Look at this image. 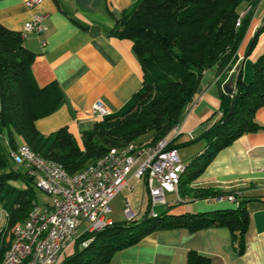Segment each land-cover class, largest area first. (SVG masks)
I'll return each mask as SVG.
<instances>
[{
	"label": "trees",
	"instance_id": "1",
	"mask_svg": "<svg viewBox=\"0 0 264 264\" xmlns=\"http://www.w3.org/2000/svg\"><path fill=\"white\" fill-rule=\"evenodd\" d=\"M260 0H139L116 18L112 32L133 41L143 68L142 86L121 114L97 119L82 133V143L66 126L41 131L39 117L57 110L65 101L58 81L40 84L33 73L36 53L20 30L0 21V202L6 222L0 229V263L14 232L37 204L34 175L12 158L20 144L46 159L60 163L76 174L88 164L112 152L157 144L179 126L195 100L206 70L215 69L218 81L237 79L235 93L221 88V117L202 134L204 148L185 162L179 193L213 198L235 193V206L201 212L146 211L141 217L113 220L100 230H87L75 241V250L65 253L59 264H109L114 254L145 233L170 225L191 229L209 224L226 225L243 250L249 224L247 198L236 190H214L191 185L217 151L247 131L257 129V109L264 105V52L253 63L249 81L242 69L231 73L238 49ZM260 30H264V25ZM257 41L252 39L249 51ZM239 65V64H238ZM238 78H237V74ZM174 146L173 141L170 142ZM16 163H13L10 161ZM207 258L190 252L187 264H206Z\"/></svg>",
	"mask_w": 264,
	"mask_h": 264
},
{
	"label": "crops",
	"instance_id": "2",
	"mask_svg": "<svg viewBox=\"0 0 264 264\" xmlns=\"http://www.w3.org/2000/svg\"><path fill=\"white\" fill-rule=\"evenodd\" d=\"M138 1L44 0L29 8L26 0H0V21L16 30L22 31L25 23L36 14H47L46 31L27 32L25 43L36 53L32 69L37 81L40 84L58 81L65 101L57 110L36 120L41 131L50 132L66 125L81 143L82 133L92 129L101 117L94 111V103L102 101L111 114H121L130 106L134 93L142 86L143 68L132 39L118 36L112 30L116 18ZM263 25L264 0H260L238 49L237 62L241 63L246 81L252 78L254 61L264 52V30H260ZM256 35L257 41L249 51ZM221 88L226 90L218 81L215 69L206 70L199 92L179 129L168 134L178 152L182 150L189 160L204 148L201 134L222 115ZM256 119L260 123L257 129L243 133L219 149L202 174L191 183L214 190H241L246 196L249 224L243 250L239 249L226 225L209 224L196 229L170 225L151 230L137 242L118 250L109 264H187L190 252L206 257V264H264V105L257 109ZM143 178L130 177L113 198L111 220L128 218L124 212L127 197L137 217L144 207V213L147 211L151 215V207L156 213H184L237 204L228 199L193 194L181 198L179 191L166 192L167 203L152 204L149 191L145 196L144 190L140 204L134 206L131 197L134 185L131 183ZM144 184L145 189V178ZM158 204L160 211L155 209ZM176 204H179L177 208L173 207ZM4 215L5 209L0 202V221Z\"/></svg>",
	"mask_w": 264,
	"mask_h": 264
},
{
	"label": "built area",
	"instance_id": "3",
	"mask_svg": "<svg viewBox=\"0 0 264 264\" xmlns=\"http://www.w3.org/2000/svg\"><path fill=\"white\" fill-rule=\"evenodd\" d=\"M42 1L44 0H26V5L34 8ZM46 18L47 14H36L25 23L22 35L25 36L30 31H46ZM238 64L236 62L233 65L231 73L237 70ZM93 108L99 116L111 114V110L102 101L94 103ZM171 141L172 138L168 137L160 144L140 146V152L133 158L114 156L109 165L93 166L85 174L71 173V177H60L56 169L46 168L21 144L13 149L11 154L14 161L25 165L36 177L37 182L42 184L43 190L50 195V200L45 206L37 203L36 217L47 215L48 208H55V217H59V225L55 227L53 234H49V241L45 243L44 249L41 253H36L35 264H59L68 246L82 233L102 229L111 223L112 200L132 176L146 179L152 204L167 203L166 192L177 193L176 174L183 164L178 149L170 145ZM236 192L242 194L241 190ZM215 198L238 203L235 193ZM179 199L178 197L177 200ZM124 212L128 219L137 216L128 197L125 199ZM150 213H156L152 207ZM36 217L24 227L18 240L17 251L14 256L9 257L8 264H19L24 261V246L33 245L34 239H29V230H34ZM51 219L48 218V223ZM80 226H83L81 231Z\"/></svg>",
	"mask_w": 264,
	"mask_h": 264
},
{
	"label": "bare ground",
	"instance_id": "4",
	"mask_svg": "<svg viewBox=\"0 0 264 264\" xmlns=\"http://www.w3.org/2000/svg\"><path fill=\"white\" fill-rule=\"evenodd\" d=\"M179 126L175 127L174 130H178ZM170 137L169 135L162 139L157 144L162 143L166 138ZM24 149L30 154L34 155L36 159L41 161V163L46 168H54L58 171L60 174V177H71V174H69L60 163H57L55 161H52L50 159L44 158L39 153L33 151L29 146L22 145ZM140 152V149H137L135 152L122 151V152H112L104 157H101L100 159L95 160L94 162L88 164L86 167H84L82 170L77 172L76 174H85L88 172L89 169L93 166H105L109 165L113 159L114 156L118 157H124V158H133L136 154ZM186 164L183 161V164L180 168L177 170L176 174V185H177V193L179 191V181L181 177V173L186 169ZM42 188V184L38 183ZM49 195V194H48ZM50 196V195H49ZM157 213L151 214L153 216H156ZM37 215V204H35L33 210L30 212L29 216L25 220L23 224L18 226L14 232V237L12 240V243L10 247L4 252L2 256V260L0 264H8V260L10 256H14L17 251V245L18 240L20 238L21 233L24 230V227H27L29 222L36 217ZM48 218H52L50 220V223H48ZM59 225V217H55V208H48L47 209V215H38L34 221V230H29V239H34L33 245L24 246L23 248V256L24 261L20 262L19 264H35V256L36 253H41L44 249L45 243L49 241V234H53L55 231V227ZM46 227V230H44ZM100 230V229H97ZM60 263V262H59Z\"/></svg>",
	"mask_w": 264,
	"mask_h": 264
},
{
	"label": "rangeland",
	"instance_id": "5",
	"mask_svg": "<svg viewBox=\"0 0 264 264\" xmlns=\"http://www.w3.org/2000/svg\"><path fill=\"white\" fill-rule=\"evenodd\" d=\"M81 143H82V141H81ZM138 149H140V148H138ZM127 150H130V148H125L119 152L127 151ZM179 154L181 155V158H183L184 160H186V162H188L189 158H188V156H185V154L182 152V150H181V152H179ZM10 161L13 163V165H16V163L13 161V159H10ZM131 184L134 185V190L131 192V197L134 199L133 205L137 206L141 202L142 194H144L143 192L146 191L145 196L148 195V190H147L148 188H147V186H145V189H144V185H145L144 184V178L142 180H138V181L136 179H134V180H132ZM35 193L37 195V203L40 206H45L46 203L50 200V196L48 195V193L46 191H44L43 188L39 184L35 185ZM124 193H125V191H124ZM179 203L182 204L183 202H179ZM178 205L179 204H176L173 207L177 208ZM155 209L157 211H160L161 206H159V204H158L155 206ZM144 210H145V207L140 211V213H139L140 217L143 215ZM4 221H5V215L1 219L0 224L3 225ZM82 228H83V226H80L79 230L81 231ZM74 250H75V242H73V244L68 248L67 252L70 253V252H73Z\"/></svg>",
	"mask_w": 264,
	"mask_h": 264
},
{
	"label": "water",
	"instance_id": "6",
	"mask_svg": "<svg viewBox=\"0 0 264 264\" xmlns=\"http://www.w3.org/2000/svg\"><path fill=\"white\" fill-rule=\"evenodd\" d=\"M240 69L241 68V63L239 65L236 66V69ZM239 73L237 74V78H238ZM237 79L235 80L234 78H230L228 79L225 83H224V87L227 91L231 92L232 94L235 93L234 89L237 87Z\"/></svg>",
	"mask_w": 264,
	"mask_h": 264
}]
</instances>
